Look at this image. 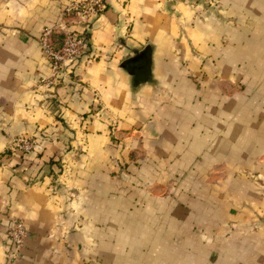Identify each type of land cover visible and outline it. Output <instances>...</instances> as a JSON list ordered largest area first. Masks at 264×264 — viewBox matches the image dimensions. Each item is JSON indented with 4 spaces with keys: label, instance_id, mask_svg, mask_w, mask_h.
<instances>
[{
    "label": "crops",
    "instance_id": "obj_1",
    "mask_svg": "<svg viewBox=\"0 0 264 264\" xmlns=\"http://www.w3.org/2000/svg\"><path fill=\"white\" fill-rule=\"evenodd\" d=\"M72 1L0 0V264H264V0H102L39 86Z\"/></svg>",
    "mask_w": 264,
    "mask_h": 264
},
{
    "label": "built area",
    "instance_id": "obj_2",
    "mask_svg": "<svg viewBox=\"0 0 264 264\" xmlns=\"http://www.w3.org/2000/svg\"><path fill=\"white\" fill-rule=\"evenodd\" d=\"M102 7V0L73 1L65 6V10L83 11V17L87 18L88 15L95 16L98 14ZM53 32V29L46 28L38 37L42 53L48 59L50 66V75L40 79L38 81L39 86L51 87L68 77L72 72L74 62L84 54L86 31L83 36L69 32L61 41L56 40ZM37 142L38 138L34 135L14 137L10 140L8 149L26 153L31 151ZM6 235L11 242L8 256L10 259H14L20 254L28 236V228L21 219L13 218L7 226Z\"/></svg>",
    "mask_w": 264,
    "mask_h": 264
},
{
    "label": "rangeland",
    "instance_id": "obj_3",
    "mask_svg": "<svg viewBox=\"0 0 264 264\" xmlns=\"http://www.w3.org/2000/svg\"><path fill=\"white\" fill-rule=\"evenodd\" d=\"M81 1L86 2L87 0H80V2ZM68 4H66V6ZM79 10H82V9H79ZM82 12L83 11H78V10L66 11L65 7L62 9V11H60L58 15V19L55 22V24H53L51 27H48L49 29H53L54 31L53 36L56 38L57 41H61L65 37V35L69 32L73 33L74 35L83 36L85 31L86 32H85L84 38H85V42L87 41V34L89 33V30L91 28V21L94 18V16L88 15L87 18H84ZM85 50H86V46H85ZM85 50H84V53H86ZM94 55H99V54H94ZM94 58L95 57L93 56V59ZM123 163L124 162H119V164L121 165V168L124 169Z\"/></svg>",
    "mask_w": 264,
    "mask_h": 264
}]
</instances>
